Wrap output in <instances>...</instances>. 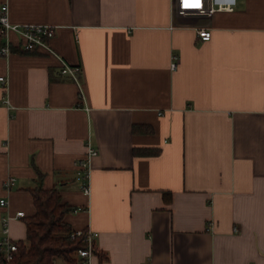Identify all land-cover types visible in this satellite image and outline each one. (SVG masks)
Instances as JSON below:
<instances>
[{
    "label": "crops",
    "instance_id": "obj_1",
    "mask_svg": "<svg viewBox=\"0 0 264 264\" xmlns=\"http://www.w3.org/2000/svg\"><path fill=\"white\" fill-rule=\"evenodd\" d=\"M5 1L11 22L55 32L54 53L10 33L0 54V237L5 216L25 237L41 184L74 207L73 229L97 232L90 264H264V0L193 14L172 0Z\"/></svg>",
    "mask_w": 264,
    "mask_h": 264
},
{
    "label": "built area",
    "instance_id": "obj_2",
    "mask_svg": "<svg viewBox=\"0 0 264 264\" xmlns=\"http://www.w3.org/2000/svg\"><path fill=\"white\" fill-rule=\"evenodd\" d=\"M189 4H198L196 7H185V0H172V8L180 14L193 13H212L218 10H232L236 4V0H188ZM55 27L49 23L31 22V23H13L9 19L8 4L4 0L0 2V35L3 36V41L0 44V54L7 55L11 52L10 33L17 35L16 46L23 50L43 49L50 53H54L50 45V38L54 35ZM197 35L207 40L211 36L210 29L206 27H198ZM60 72L68 74L76 81L78 79L79 66L70 65L66 60L60 58ZM177 63V56L173 55L170 62V67L174 68ZM0 81L6 83L7 77L0 75ZM2 102L8 107L10 106L9 99L4 96ZM97 153V150L90 144H87L85 154L76 161L77 178L80 179V187L86 194L90 192L89 177H90V159ZM12 182V177H8L4 185L9 186ZM4 198H0V204H5ZM22 210L15 212V217L23 216ZM10 216L2 218V235L0 237V264H4L12 258L13 252L17 248L16 240L12 239L8 232V221ZM80 237L84 243L82 247L77 249L76 258L71 261H61L58 264H90V258L96 253L94 238L97 232L90 229H73L71 237Z\"/></svg>",
    "mask_w": 264,
    "mask_h": 264
},
{
    "label": "trees",
    "instance_id": "obj_3",
    "mask_svg": "<svg viewBox=\"0 0 264 264\" xmlns=\"http://www.w3.org/2000/svg\"><path fill=\"white\" fill-rule=\"evenodd\" d=\"M30 190L35 211L24 217L26 235L16 240L17 248L4 264H58L74 260L77 249L84 245L80 237H71L73 228L64 220L65 213L74 207L61 201L56 187L37 184Z\"/></svg>",
    "mask_w": 264,
    "mask_h": 264
},
{
    "label": "snow or ice",
    "instance_id": "obj_4",
    "mask_svg": "<svg viewBox=\"0 0 264 264\" xmlns=\"http://www.w3.org/2000/svg\"><path fill=\"white\" fill-rule=\"evenodd\" d=\"M198 4H189L188 0H185V7H196Z\"/></svg>",
    "mask_w": 264,
    "mask_h": 264
}]
</instances>
